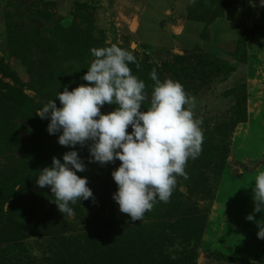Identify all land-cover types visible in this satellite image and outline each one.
Returning a JSON list of instances; mask_svg holds the SVG:
<instances>
[{"label": "rangeland", "instance_id": "1", "mask_svg": "<svg viewBox=\"0 0 264 264\" xmlns=\"http://www.w3.org/2000/svg\"><path fill=\"white\" fill-rule=\"evenodd\" d=\"M185 4L179 16L174 0H0V264H264L255 223L264 213H253L251 187L264 171V32L254 30L264 27V6ZM109 44L133 53L140 69L129 67L146 85L154 67L161 80L179 81L202 120L188 179L178 177L170 200L141 221L112 199L120 162L89 163L87 145L74 150L93 198L71 205L73 215L35 183L53 156L73 150L35 111L51 99L60 107L57 91L87 83L90 49ZM237 48L246 60L231 63Z\"/></svg>", "mask_w": 264, "mask_h": 264}, {"label": "clouds", "instance_id": "2", "mask_svg": "<svg viewBox=\"0 0 264 264\" xmlns=\"http://www.w3.org/2000/svg\"><path fill=\"white\" fill-rule=\"evenodd\" d=\"M90 54L94 59L80 78L87 83L57 91L60 107L51 99L35 111L49 121L50 135L58 133L57 143L73 149L61 159L53 156L35 183L49 188L61 214L73 215L71 205L93 198L87 177L77 175L86 165L74 150L87 145L89 163L120 162L111 172L117 186L112 199L121 213L141 221L158 202L170 200L178 177L188 179L187 163L202 151V120L195 118L190 107L194 98L179 81L161 80L155 67L150 86L134 75L129 65L139 70L140 64L131 51L109 44L90 49ZM105 105L112 110L102 113ZM251 187L253 213H264V171L255 175ZM245 219L253 221L254 216ZM255 223L257 238L264 239V221Z\"/></svg>", "mask_w": 264, "mask_h": 264}, {"label": "trees", "instance_id": "3", "mask_svg": "<svg viewBox=\"0 0 264 264\" xmlns=\"http://www.w3.org/2000/svg\"><path fill=\"white\" fill-rule=\"evenodd\" d=\"M254 30H256L258 32H264V27L254 26ZM235 53L236 54H235V56H233V60L230 61L231 63H232V61H238L239 62V61H245L246 60L245 48H237V51ZM223 63H225V62L220 61L219 63H214L215 65L212 67L220 69L221 67H223L225 65V64L223 65ZM212 67H210V68H212ZM230 69H232V68H230ZM111 108H113V106L105 105L103 108H101V112H103L107 109L109 110Z\"/></svg>", "mask_w": 264, "mask_h": 264}, {"label": "crops", "instance_id": "4", "mask_svg": "<svg viewBox=\"0 0 264 264\" xmlns=\"http://www.w3.org/2000/svg\"><path fill=\"white\" fill-rule=\"evenodd\" d=\"M189 2V0H174V3L176 2V5H177V9H174V12H176L177 13V15H179V12L181 13V14H183L184 12V10H186V5L187 4H185L186 2ZM154 5L156 4V3H153ZM180 16V15H179ZM152 21H149L148 23H150L151 25H152V23H151ZM133 23V22H132ZM189 23V24H188ZM187 25H190L189 27H191V28H195V30H197V29H199V27H196L195 25H194V23H190V22H187L186 23ZM131 25H133V24H131ZM151 25H148V28H152L153 27V25L151 26ZM160 25V27H164L162 24H159Z\"/></svg>", "mask_w": 264, "mask_h": 264}]
</instances>
